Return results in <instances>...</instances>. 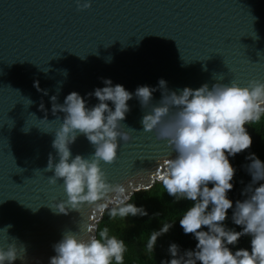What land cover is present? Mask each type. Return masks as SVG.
Listing matches in <instances>:
<instances>
[{
    "label": "water",
    "instance_id": "water-1",
    "mask_svg": "<svg viewBox=\"0 0 264 264\" xmlns=\"http://www.w3.org/2000/svg\"><path fill=\"white\" fill-rule=\"evenodd\" d=\"M83 2V0H81ZM255 33V36H254ZM236 80L264 81V0H0V246L15 239L23 248L13 264H49L53 244L80 224L97 234L109 208L85 204L59 212L53 204L66 199L62 180L50 183L46 171L54 131L64 113L53 111L65 96L103 87V78L124 85L162 90L209 87ZM56 96V101L51 97ZM124 123L137 131L120 141L114 162L102 167L112 183L131 196L151 188L165 171L171 152L154 131L145 132L144 114L133 96ZM73 155L94 148L84 135L70 145Z\"/></svg>",
    "mask_w": 264,
    "mask_h": 264
},
{
    "label": "clouds",
    "instance_id": "clouds-1",
    "mask_svg": "<svg viewBox=\"0 0 264 264\" xmlns=\"http://www.w3.org/2000/svg\"><path fill=\"white\" fill-rule=\"evenodd\" d=\"M76 3L80 8L91 6V0ZM221 80L222 76L211 87L203 83L198 88L170 90L160 78L162 95L154 103L156 87L140 85L133 92L103 78V87L85 94L97 98L96 103L90 105L77 91L69 92L62 104L53 103V111L64 115L52 140L58 160L49 154L45 170L54 173L48 177L50 183L62 180L66 193V199L53 207L67 213L85 204L97 209L111 205V217L148 215L144 206L129 202L128 188L110 182L102 167L116 160L121 140L132 138L127 129L137 131L124 123L130 111L128 101L135 96L144 109L141 130L154 131L171 148L158 178L169 196L189 202L179 225L195 240L194 247L183 249L176 242L169 243L168 257L160 264H264V160L254 152L245 156L247 163L242 165L250 180L241 188V198L229 196L237 170L230 158L252 145L245 125L264 115V81L241 85ZM79 135L94 148L89 156L71 151ZM229 220L231 226L226 223ZM172 226L165 222L151 232L146 243L149 252ZM8 227L0 232L8 236ZM86 231L91 229L84 224L77 231L66 230L53 244L55 255L49 264H123L127 248L123 239L110 234L107 226L84 238ZM244 236L249 238V247H236ZM22 252L11 239L6 247L0 246V264H13Z\"/></svg>",
    "mask_w": 264,
    "mask_h": 264
},
{
    "label": "trees",
    "instance_id": "trees-1",
    "mask_svg": "<svg viewBox=\"0 0 264 264\" xmlns=\"http://www.w3.org/2000/svg\"><path fill=\"white\" fill-rule=\"evenodd\" d=\"M245 126L252 136V145L249 149L230 158L237 169L233 178L234 187L229 192L233 200L241 198L240 190L250 180V176L242 167L247 163L245 156L249 152H254L261 160H264V115L260 120L248 122ZM129 202L144 206L148 215L111 217L107 209L97 229L98 234L101 228L107 226L110 234H116L125 241L127 248L123 264H160L162 259L168 257L167 247L171 242H176L182 249L194 247L195 240L192 234H185L179 225V218L189 202L176 201L169 196L160 181H157L151 188L136 191ZM165 222L173 226L157 239L154 250L149 252L146 243L151 232L159 229ZM226 223L231 226L230 220ZM236 247H249V238L241 237Z\"/></svg>",
    "mask_w": 264,
    "mask_h": 264
}]
</instances>
